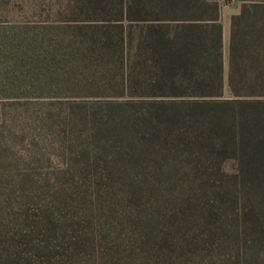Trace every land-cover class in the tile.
Masks as SVG:
<instances>
[{"label": "trees", "instance_id": "obj_1", "mask_svg": "<svg viewBox=\"0 0 264 264\" xmlns=\"http://www.w3.org/2000/svg\"><path fill=\"white\" fill-rule=\"evenodd\" d=\"M239 1L225 69L214 1L0 0L35 19L12 72L68 97L61 165L0 172V264H67L82 224L100 264H264V0Z\"/></svg>", "mask_w": 264, "mask_h": 264}, {"label": "rangeland", "instance_id": "obj_2", "mask_svg": "<svg viewBox=\"0 0 264 264\" xmlns=\"http://www.w3.org/2000/svg\"><path fill=\"white\" fill-rule=\"evenodd\" d=\"M17 6L11 18L0 19V172L14 178L31 174V178L37 179L61 165L62 131L57 115H63L68 97L40 95L32 90L30 79L21 80L19 73L12 72L11 61L18 50L13 35L23 34V27L28 31L35 21L24 18L23 5ZM68 225L65 226L67 235L79 229L75 226L71 230ZM82 227L84 231H78L77 235L87 234V240L83 239L74 255L69 253L71 249L64 250L65 257L72 258L67 264H100L108 258L105 249L99 245L92 229H85L83 224ZM119 264L128 263L123 258Z\"/></svg>", "mask_w": 264, "mask_h": 264}, {"label": "crops", "instance_id": "obj_3", "mask_svg": "<svg viewBox=\"0 0 264 264\" xmlns=\"http://www.w3.org/2000/svg\"><path fill=\"white\" fill-rule=\"evenodd\" d=\"M218 4V22L222 28V53L225 69L228 63V42L230 34L231 18L240 12L241 2L239 0H210Z\"/></svg>", "mask_w": 264, "mask_h": 264}]
</instances>
